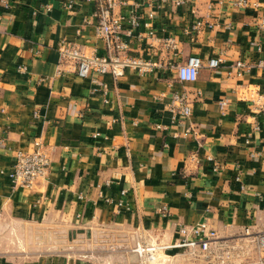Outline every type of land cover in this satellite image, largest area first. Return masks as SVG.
<instances>
[{"label": "crops", "instance_id": "obj_1", "mask_svg": "<svg viewBox=\"0 0 264 264\" xmlns=\"http://www.w3.org/2000/svg\"><path fill=\"white\" fill-rule=\"evenodd\" d=\"M69 1H0V225L37 229L61 217L90 233L144 223L170 243L181 226L207 220L220 245L195 253L171 249L179 258L174 264H263L264 248L256 251L255 242L264 231V116L242 93L245 85L264 88L258 65L264 32L257 23L264 0L241 7L237 0L167 4L153 8L151 19L146 0H122L115 12L126 17L129 53L154 67L143 75L127 68L117 79L105 73L106 93L93 91V75L79 77L72 63H61L64 39L86 54H106L92 18L95 1L76 0L72 8ZM134 12L141 23L129 34ZM198 21L199 30L185 33ZM170 36L179 41L177 49L161 44ZM190 55L222 63L203 65L195 81H180L171 64ZM237 60L249 68H237ZM174 93H184L192 108L176 121L169 108ZM35 142L50 165L32 189L15 186L16 153ZM233 243L242 244L234 254L242 252L243 263L218 258ZM70 255L42 251L17 259L0 252V264H122L118 256ZM126 263L141 264L137 258Z\"/></svg>", "mask_w": 264, "mask_h": 264}, {"label": "built area", "instance_id": "obj_2", "mask_svg": "<svg viewBox=\"0 0 264 264\" xmlns=\"http://www.w3.org/2000/svg\"><path fill=\"white\" fill-rule=\"evenodd\" d=\"M5 6H10V0H0ZM95 1V9L92 13V18H96L95 25L96 35L101 37L105 41L106 54H97L93 52L86 54L83 49L77 44L68 41L61 40L58 45V50L61 57V63L70 62L75 68L79 77L86 78L92 76V80L96 87L93 91L101 89L103 93L107 92V84L102 79L105 73H110L114 78H118L124 74L127 68L134 69L137 73L143 75L151 71L154 67V63L145 58L134 56L129 53V43L123 37L122 21L126 18L122 14L116 13L115 9L124 3L122 0H86ZM193 0H146V3L152 10L148 13V16L153 18L155 16V10L153 8H163L167 4H172L177 7L184 6ZM246 0H237L235 4L237 6H245ZM76 4V0H70L67 3V7L72 8ZM1 18V15H0ZM90 22V20H86ZM130 28L127 31L132 34V30L138 27L141 23L140 15L137 12L131 13L128 16ZM258 26L261 31L264 32V16H261L258 21ZM146 25H150L147 22ZM202 26V22H196L191 29H185V33H191L192 31L199 30ZM151 38H154L153 31H149ZM158 39V38H157ZM164 48L177 49L178 43L175 37H166L159 39ZM222 63L220 57H212L206 62L197 55H190L186 62L178 63L176 65L171 64V67H175L177 72V78L180 81H195L198 77L199 69L203 65H207L210 68L219 67ZM258 65L264 68V52L263 56L258 61ZM235 66L239 69L249 68L243 61L237 60ZM21 69L25 70L26 66H22ZM58 74L62 73V69L57 70ZM243 99L249 100L254 107L255 112L264 116V88L260 85H245L243 89ZM226 100H221V108L226 106ZM170 111L172 112V121H176L178 118H185L192 112L191 104L184 93H174L169 103ZM159 129L165 128L161 124H157ZM260 124L255 123L253 129L258 130ZM36 147L32 149L19 150L16 153L15 161L12 166L10 177L15 186H24L28 189H32L37 179L43 175L49 165L50 157L46 151L41 148L39 142H35ZM178 237L170 243H165L162 247L164 249H183L192 253L197 251L207 252L211 246V243L217 239V232L213 229L207 220L200 221L192 225H183L178 230ZM257 244L260 248H264V231L258 235ZM140 251V250H139ZM264 264V259L262 261Z\"/></svg>", "mask_w": 264, "mask_h": 264}, {"label": "rangeland", "instance_id": "obj_3", "mask_svg": "<svg viewBox=\"0 0 264 264\" xmlns=\"http://www.w3.org/2000/svg\"><path fill=\"white\" fill-rule=\"evenodd\" d=\"M54 219L37 229L26 225L11 228L1 224L0 252L17 259H31L42 251H49L69 252L72 254L70 257L76 258L92 256L96 261L118 256L122 264L134 262L136 258L141 264H174L179 261L178 257H172L170 249L162 247L165 242L158 229L148 228L144 223H118L88 233L86 228L74 226L61 217L56 219L57 222ZM255 243L256 251H259L257 241ZM219 245L217 240L212 242L209 251ZM241 246L239 243L229 244L218 258H231V261L243 263L245 257L242 252L234 254ZM116 249L126 250L125 255L118 254Z\"/></svg>", "mask_w": 264, "mask_h": 264}]
</instances>
